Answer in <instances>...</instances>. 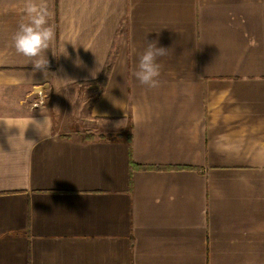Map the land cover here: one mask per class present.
<instances>
[{"label":"crops","instance_id":"obj_1","mask_svg":"<svg viewBox=\"0 0 264 264\" xmlns=\"http://www.w3.org/2000/svg\"><path fill=\"white\" fill-rule=\"evenodd\" d=\"M46 3L48 78L0 0V264H264V0ZM146 40L170 48L158 89L133 76ZM97 84L86 120L42 103Z\"/></svg>","mask_w":264,"mask_h":264},{"label":"clouds","instance_id":"obj_2","mask_svg":"<svg viewBox=\"0 0 264 264\" xmlns=\"http://www.w3.org/2000/svg\"><path fill=\"white\" fill-rule=\"evenodd\" d=\"M50 20L51 13L46 0H23L17 29L11 37V46L15 49L16 53L26 57L29 64L32 65L33 72H42L45 78L49 77V60L46 56V51L51 49L53 55H55L53 49L57 40L56 27L50 23ZM157 44L158 41L149 42L146 40L144 50L137 54L138 63L133 70V76L139 84L150 90L158 89L162 85L161 74L163 66L159 62V59L167 56L170 49L157 46ZM60 54L67 56L65 43L62 46ZM75 63L77 66L81 64L79 59ZM100 70L96 68L91 72V76L95 77ZM60 80L65 81L66 84L74 82L70 79ZM43 117V120L32 118L30 124L40 135L41 141L45 139L51 140V122L46 116ZM33 143L36 145L37 142L34 141Z\"/></svg>","mask_w":264,"mask_h":264},{"label":"rangeland","instance_id":"obj_3","mask_svg":"<svg viewBox=\"0 0 264 264\" xmlns=\"http://www.w3.org/2000/svg\"><path fill=\"white\" fill-rule=\"evenodd\" d=\"M101 84L103 85V83L101 82ZM101 84H97L96 88L97 90H91V88H87L85 89H81L80 92H77L73 95V97L69 96L68 93L67 96L69 97H66L65 95L63 96L62 95V99L58 98L56 95H54V93H50L48 92V96L46 98H44V100H42L44 104H48L50 105L49 103H51V109L53 110V112H55L57 115H59L60 113L57 111V109H55L56 107L57 108H60L61 109V106H63L64 108V112H63V115H62V118L63 119H69V120H72L71 118H76V120H78L79 115H81V118L83 117H86L87 113H88V104L95 98V95L96 93H99L100 90H102L101 87H103ZM45 93V92H43ZM44 96V94H43ZM33 99L31 100L32 101V106H34V104H40V95H39V92H36L33 94ZM85 98V100H84ZM61 100L63 104L59 103L58 100ZM82 99V100H81ZM37 108V107H35ZM74 115H73V114ZM74 116V117H73ZM84 120H86L85 118H83ZM90 134V133H89ZM92 135V134H91ZM106 135H109V134H106Z\"/></svg>","mask_w":264,"mask_h":264},{"label":"trees","instance_id":"obj_4","mask_svg":"<svg viewBox=\"0 0 264 264\" xmlns=\"http://www.w3.org/2000/svg\"><path fill=\"white\" fill-rule=\"evenodd\" d=\"M110 69H111L110 66L105 67L104 72H103V76H101V78L98 80V81L102 82L103 85H105L107 82ZM117 136H120V134H117V135L116 134L115 135L114 134H109V135L101 134V137L104 139H107V140L118 139V138H116ZM89 137L93 138V135L89 134Z\"/></svg>","mask_w":264,"mask_h":264}]
</instances>
